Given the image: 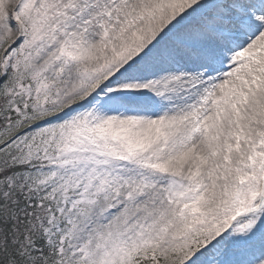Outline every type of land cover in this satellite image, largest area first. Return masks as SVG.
I'll list each match as a JSON object with an SVG mask.
<instances>
[{
	"label": "snow or ice",
	"instance_id": "snow-or-ice-1",
	"mask_svg": "<svg viewBox=\"0 0 264 264\" xmlns=\"http://www.w3.org/2000/svg\"><path fill=\"white\" fill-rule=\"evenodd\" d=\"M0 264H264V0H0Z\"/></svg>",
	"mask_w": 264,
	"mask_h": 264
}]
</instances>
